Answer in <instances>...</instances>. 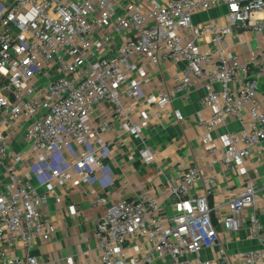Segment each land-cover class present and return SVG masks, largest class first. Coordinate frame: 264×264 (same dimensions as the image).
Masks as SVG:
<instances>
[{
  "label": "built area",
  "instance_id": "2783aa9c",
  "mask_svg": "<svg viewBox=\"0 0 264 264\" xmlns=\"http://www.w3.org/2000/svg\"><path fill=\"white\" fill-rule=\"evenodd\" d=\"M140 1L0 0V264H41L34 253L38 241H50L58 229L44 211L54 184L70 190L100 180L103 188L112 186L111 147L103 135L120 122L133 139H142V129L173 97L198 83L211 110L203 122L208 129L227 117L243 120L249 109L248 129L222 135L224 163L246 177L222 224L227 233L240 230L253 208L251 236L264 246V222L245 166L264 146V108L257 100L264 42L249 61L226 44L243 30L264 40V0ZM220 5L227 7V24L194 21L196 12ZM205 37L212 45L206 49ZM141 58L178 64L172 89L147 93L152 77ZM107 104L113 115L96 121L95 111ZM138 156L145 165L156 160L148 145ZM209 182L197 166L179 170L168 183L172 215L154 195L111 203L93 189L92 206L106 210L95 225L96 264H264V247L228 255L230 241H220L213 220ZM68 209L78 214L76 205ZM215 248L220 256L209 254Z\"/></svg>",
  "mask_w": 264,
  "mask_h": 264
},
{
  "label": "crops",
  "instance_id": "0c3cea01",
  "mask_svg": "<svg viewBox=\"0 0 264 264\" xmlns=\"http://www.w3.org/2000/svg\"><path fill=\"white\" fill-rule=\"evenodd\" d=\"M142 4L140 0H126ZM161 1V0H159ZM129 3V2H127ZM124 10V8L122 9ZM227 7L216 6L210 11L200 10L194 14V21L202 24L209 19L219 25L227 24ZM262 37H257L251 30L236 32L226 39L229 49L238 54L243 61H249L251 55L263 44ZM203 48L212 46L210 37H205ZM141 63L152 77L145 87L147 93L167 92L173 87V76L180 66L172 61L159 65L145 58ZM204 88L198 83L186 94H176L166 107L164 114L156 118L151 126L142 129V139L136 140L128 135L116 122L113 129L104 134V139L111 147V164L114 184L103 188L100 180L75 189H65L54 184L48 205L44 211L57 225V232L50 241H38L35 255L41 264H66L68 257L75 264H96L99 249L95 240V225L105 212L104 207H93L92 190L115 203L120 199H133L141 194L154 195L164 206L167 215H172L174 208L170 197L169 181L177 177L179 170L189 166L199 167L204 177L211 180L209 203L213 209V220L220 231V241L225 243L230 257L235 252L249 249H261L264 246L251 236L250 217L253 208L247 209L245 222L240 230L229 233L223 227V219L228 214V202L243 191L246 177L237 167H230L223 161L225 148L222 135L225 132H241L248 129L251 121L249 109L245 108L243 120L227 117L217 127L208 129L203 122L211 119V110L202 103ZM257 100L264 108V76L261 78ZM140 109V107H139ZM113 115V108L107 104L95 111L96 121ZM133 120H137L134 112ZM150 146L156 153V160L150 165L141 163L139 149ZM212 147L217 151L212 152ZM245 166L254 180L257 200V214L264 222V146L256 147L245 161ZM101 179L102 174L97 173ZM160 188L157 190L156 187ZM204 183L197 186L200 192ZM76 205L78 214L72 216L68 206ZM211 256H220L218 249L210 251Z\"/></svg>",
  "mask_w": 264,
  "mask_h": 264
}]
</instances>
